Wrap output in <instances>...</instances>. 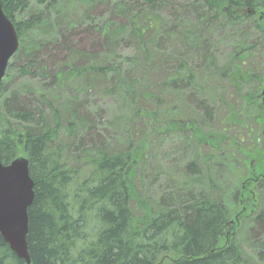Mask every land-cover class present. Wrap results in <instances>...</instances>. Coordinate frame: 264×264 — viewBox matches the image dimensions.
<instances>
[{
	"label": "trees",
	"instance_id": "1",
	"mask_svg": "<svg viewBox=\"0 0 264 264\" xmlns=\"http://www.w3.org/2000/svg\"><path fill=\"white\" fill-rule=\"evenodd\" d=\"M110 1L113 13H117L114 5L125 7L118 12L128 15L120 28L121 41H128L134 55L122 57L111 48L101 56L103 59L95 58L87 65L67 59L66 69L55 76L52 87L37 92L42 109L21 111L13 120L7 118L2 104L7 81L0 84V160L8 165L19 156L27 157L34 181L27 237L31 264H254L243 250L242 232L254 222L264 227V179L250 186L253 199L245 198L244 184L239 195L234 194L246 207L241 206L233 220L235 215L224 201L232 188L221 183L218 176L216 154L225 149L222 134L210 133L203 122L210 118L206 91L215 84L210 80L212 75L198 73L187 62L168 54L153 53L152 48L157 45L164 50L168 42L181 39L198 53L206 46L205 40L220 30L234 32L239 42L232 58L220 68L218 59L209 64L220 69L219 80L244 102L242 93L247 90L248 97H253L264 82L262 71L253 69L264 68V61L260 58L262 63L249 65L251 57L260 50L264 53V39L260 40L264 36V0H193L200 5L199 13L195 10L198 17L191 23L185 19L193 7H184L189 0ZM28 2L1 0L20 39L18 52L23 53L35 49L33 44H40L39 37H46L51 29V39L60 33L55 21L39 13L28 21H18L17 14ZM78 2L84 5L87 1ZM166 3L175 9V17L181 16L177 22L183 23L184 18L183 31L181 27H165L163 16L148 10ZM35 24L42 28L30 42V29ZM251 26L259 45L249 42ZM106 30V39L114 45L115 35L107 25ZM203 59L210 60L206 52ZM66 86L74 97L70 105L58 107L52 102L54 94ZM89 91L119 101L124 109L123 120L119 116L109 120L108 108L98 110L96 96L87 97ZM174 91H178V112L169 109L168 100ZM180 92H185L188 99ZM87 98L95 107L84 109ZM218 99L223 101L221 96ZM185 103H193L201 114L187 112ZM242 109L228 105L221 121L226 130L244 127ZM251 118L250 123L258 128L264 124V104L256 107ZM99 131L109 132L122 145L97 142L75 148L83 135ZM171 136L191 144L192 161L180 177L167 182L159 197L153 198L149 191L158 187L164 174L156 160L158 139ZM204 148L213 153L204 155ZM244 155L263 164L257 158L264 159V154ZM243 165L245 183L249 184L250 177L261 170L264 172V167ZM257 189L260 202L254 191ZM260 256L264 259V253ZM0 264H26L1 236Z\"/></svg>",
	"mask_w": 264,
	"mask_h": 264
},
{
	"label": "rangeland",
	"instance_id": "2",
	"mask_svg": "<svg viewBox=\"0 0 264 264\" xmlns=\"http://www.w3.org/2000/svg\"><path fill=\"white\" fill-rule=\"evenodd\" d=\"M26 1L28 2V0ZM37 1L38 0H29L27 5L17 14L18 21H28L34 17L36 13H39L42 14L44 18H47L46 20L55 21L60 33L54 37V39H51L49 37L52 36L51 32L54 30L51 29L46 33V37L42 39L39 37L40 44H37V42L33 44L35 49L30 53L18 52L10 61V66L4 79V81H7V84L5 86L4 96H2L5 114L10 120H13V116L20 114L21 111L28 109L34 110V108L42 109V106L40 107L38 104L37 92H43L45 89L52 87L55 76L62 72L61 69H66L68 65L67 59L74 63L78 62L80 65H87L95 58L101 57L111 48H113V52L122 57L129 54L134 55V48L128 46V41L126 43L121 41L123 35H121L120 28L123 27L124 23L127 21L128 15H121L118 12L124 10L125 7L114 5L113 9L117 13H113L110 9L113 2L110 0H86L87 2H84V5L80 4L78 0H58L57 3H53V0H45L44 4H39ZM196 3L198 5L195 6ZM199 3L200 2H194L193 0L184 3V7L185 5H193V7L189 9L191 11L190 14L185 16L187 23L196 21L198 16L195 15V10L198 12L197 7L200 5ZM181 6H183V3L180 7ZM148 10L163 16L165 27H171L173 29H179V27H181V30H184V18L183 23L182 21L177 22V18H181V16L175 17V9L171 4H160ZM86 12H88V15L85 14ZM88 17H90V19H88ZM106 25L112 32V35H115L114 45H110L109 41L106 39ZM40 28H42L40 24H35V26L30 29V42ZM248 30L250 34L248 37L249 42H258L259 45L260 42L257 40L258 38H256L257 36L252 26L249 27ZM39 35H41V33ZM263 37L260 38L261 41L264 39ZM180 41L181 39L177 42H168L164 46V50L155 45L156 48H152V51L158 54H168L171 58L187 62L192 68H196L198 73H202L205 76L212 75L210 80L215 82V84H212L210 91H206L209 93L206 95V107L210 114V118L203 120V122L206 127L210 129V133L217 135L222 134L221 137L223 138L225 149L216 154L219 167L218 176L221 183L232 188V191L230 190V193L228 191L229 194L224 197V201L233 211L235 215L233 218L234 220L240 213L241 206L246 207V204H244L241 198L239 201L238 198H234V194H238L241 190L242 184L245 186V180L247 179L246 172L243 170V163L245 160L244 153L255 152L257 155L264 154V124L258 128L257 125L249 121L252 119L251 117L255 115L256 107L264 103V99L258 98L264 90V85L254 93L253 97H248V92L245 90L242 93V96L246 98L243 102L235 90H230L226 84L219 80V68L222 66V63H227L229 59L232 58L234 55L233 50L237 47L239 42V38L234 32L228 29L220 30L218 33H215L210 40H205L206 46L198 51V53L192 50L190 43L187 42L183 44V42ZM205 52L210 59L209 62L203 59ZM263 54V51L260 50L255 56L251 57L249 65L251 66L255 63H259V61L262 63V60L264 61ZM103 58L104 57H101V59ZM216 59L220 62L217 63ZM210 62L217 63V67L219 68L217 69L210 66ZM253 69L256 72L262 71V73H264V68ZM123 71L129 73L131 69L123 68ZM263 76L264 74L261 75V77ZM224 87H226L225 90L223 89ZM72 93L71 88L66 86L61 92L54 94L56 99L52 102L58 107L66 104L70 105L71 98L74 97ZM180 93H182L186 100L188 99V95L185 92ZM177 94L178 91H174L168 100V103H171L169 109L175 110L176 112H178L177 108L180 106L177 100L175 101ZM94 96H96L95 100L98 110H105V108H108L109 120H113L114 116H119L123 120L124 109L119 101L116 102L111 98L96 95L93 91H89L87 94V97H90V99ZM218 96H221L223 101H220ZM90 99L87 98V100L84 101V109L95 107ZM228 105H234L237 110L243 107L240 111L245 119L243 128L236 126L231 131H228L222 125L221 121L223 117L226 116ZM184 107L189 113L194 111L198 115L201 114V111H195L193 103H185ZM165 108L167 109V107ZM252 111L253 114L251 113ZM223 130L224 132H222ZM117 139L118 138L111 136L109 132L99 131L97 134L88 133V135H83L82 139L75 142V148H85L97 142L108 143L110 146L122 145ZM182 139V137L180 139L175 136L166 138L161 137L158 139L160 148L157 146L156 160L163 166L164 174L160 176L161 178H159L157 182L158 187L150 189L149 191V194L153 198L159 197L164 191L167 182L171 183L170 179L180 177L178 175H180L185 167H188V163L192 161V154L194 153L193 148L191 144H188ZM205 148L204 150L202 149L204 155L205 152L207 154L213 153L210 148ZM223 159H225L226 162ZM251 159L252 157L248 159V162L249 160L254 162V159ZM257 160L264 163V159L261 156H259ZM229 167H231V171L228 170ZM235 178H237V180ZM234 179L235 181H233ZM254 191L258 196V202H260L258 189ZM245 227L246 232H242V247L246 257L254 264H264V259L260 256L264 253V227L255 222L254 224H247Z\"/></svg>",
	"mask_w": 264,
	"mask_h": 264
},
{
	"label": "water",
	"instance_id": "3",
	"mask_svg": "<svg viewBox=\"0 0 264 264\" xmlns=\"http://www.w3.org/2000/svg\"><path fill=\"white\" fill-rule=\"evenodd\" d=\"M19 49V38L0 0V83L9 62ZM34 181L29 174V161L24 157L9 165L0 161V236L10 250L26 264H31L28 252V210L34 201Z\"/></svg>",
	"mask_w": 264,
	"mask_h": 264
},
{
	"label": "flooded vegetation",
	"instance_id": "4",
	"mask_svg": "<svg viewBox=\"0 0 264 264\" xmlns=\"http://www.w3.org/2000/svg\"><path fill=\"white\" fill-rule=\"evenodd\" d=\"M258 98L264 99V90H263L262 94L258 96ZM263 135H264V133H263ZM247 165H248V167H264V163H263V165H260V163H256V162L254 163L253 161H251L249 164L247 162ZM263 179H264V172H263V170H261L259 172V175H255L253 177H250L249 184L248 183H245L246 185L244 186L245 198H249V196H251L252 199L254 198V195L250 192V189L249 188H250V186L252 184H257L259 182V180H263Z\"/></svg>",
	"mask_w": 264,
	"mask_h": 264
}]
</instances>
